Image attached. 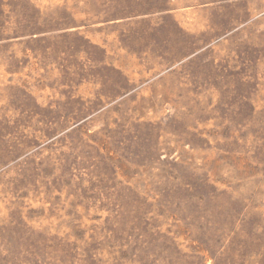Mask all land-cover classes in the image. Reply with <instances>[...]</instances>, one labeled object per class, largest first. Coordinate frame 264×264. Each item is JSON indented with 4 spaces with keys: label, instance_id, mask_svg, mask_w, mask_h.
Segmentation results:
<instances>
[{
    "label": "rangeland",
    "instance_id": "rangeland-1",
    "mask_svg": "<svg viewBox=\"0 0 264 264\" xmlns=\"http://www.w3.org/2000/svg\"><path fill=\"white\" fill-rule=\"evenodd\" d=\"M0 264H264V0H0Z\"/></svg>",
    "mask_w": 264,
    "mask_h": 264
}]
</instances>
